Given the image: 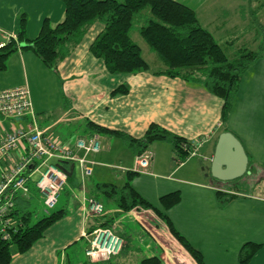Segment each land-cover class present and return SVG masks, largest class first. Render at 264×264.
I'll list each match as a JSON object with an SVG mask.
<instances>
[{"label":"crops","instance_id":"0c3cea01","mask_svg":"<svg viewBox=\"0 0 264 264\" xmlns=\"http://www.w3.org/2000/svg\"><path fill=\"white\" fill-rule=\"evenodd\" d=\"M175 1L194 10L200 25L214 38L224 40L225 46L231 42L234 49L246 47L256 51L258 47L263 48V43L260 45L259 42L261 39L264 42V33L260 34L257 29L258 25L263 24L255 15L253 16L252 11L258 8L260 2L262 8L264 0H247L248 20L243 12L246 11V3L239 2V6L236 7L234 2H231L234 0ZM35 8L38 12L33 14L32 10ZM21 15H25L27 20L26 37L32 40L37 36L44 19H47L53 27L63 20L64 6L60 0H0V45L16 37ZM102 30L101 23L91 24L70 54L58 63L56 73L46 68L31 50L17 51L8 58L5 70L0 72V91L27 85L37 126L44 137L54 141L65 139V135L70 133V123H73L72 125H75L81 134L76 141L81 138L87 139L85 124L90 121L108 130L122 132L134 139L142 138L148 126L156 124L192 145L199 144L194 150V155L189 156L187 162L179 164L173 157L170 144L153 143L149 148L153 154L152 160L148 170L142 174L146 177L151 176L152 172L158 174L160 171L171 174L175 170L178 172L188 167L192 161L189 160L190 158H200L198 163L202 164L201 171L206 172L204 178L211 179L210 181L217 184L215 188L221 193L219 195V198L222 197L221 204L230 206L233 204L231 202L237 201L236 203L241 205V214L237 217L240 222L239 229L230 234L227 231L218 232L217 236L224 240V237L233 234L231 240L237 242L236 248L238 246L240 248L246 242H264V233L260 232L264 224L262 218L264 198L255 195L256 192H263L264 188V56L261 55L242 76L226 123L227 131L241 142L248 157V174L233 181L221 182L211 177L209 168L218 136L223 133L220 119L222 101L210 95L200 85L187 83L179 78L153 75L150 71L109 74L102 60L94 58L89 51L90 45ZM36 78L41 83L43 80L45 83L53 81L56 83L57 95L61 101L51 107H57L56 109L60 111L59 116L54 117L48 106L38 102ZM120 85L128 88L127 94L110 96V93ZM73 120L78 121L77 125ZM28 125V115L15 114L9 117L0 115V142L5 133L15 129H25ZM105 136L118 139L106 134ZM59 142L72 150L75 149V143ZM28 151L26 141H22L7 158L0 161V180L9 174L11 168L26 156ZM74 152L79 157L83 155L82 151L74 150ZM101 153L100 146L98 153L89 154L86 159L93 162V166H102L106 163L103 161V156L99 158ZM130 153L134 158L133 153L131 151ZM173 161L178 165L172 164ZM194 166L196 165H192ZM124 168L129 169V167ZM28 172H30L27 182L28 193L25 196L28 201L27 206L31 208L32 200H37L43 205L42 196L36 188L38 179L32 180V174L36 171ZM93 172L94 169L92 175ZM195 173L191 171L187 174L194 177ZM122 174L124 176L125 173L122 171ZM137 180L132 179L133 189L166 216L177 233L191 243L186 230L180 227L173 214V209L177 205L165 211L156 207L159 205L160 195L171 191V187L158 184L145 186ZM75 182L79 183L77 176ZM97 183L101 182H84L83 188L77 189L81 193V198L69 193L71 196L68 195V199L60 207L65 213L64 217L49 227L44 236L27 252L23 254L17 253L16 250L12 252L9 264H139L141 260L153 256L159 258L160 264H197L171 235L164 220L152 209L135 208L129 212H121L115 202L102 195L100 199L94 196V186ZM191 183L196 185H191L195 188H211L210 183L204 180ZM161 187L163 190L160 189ZM245 187L248 192L234 191V188ZM227 194H234L238 198L224 201ZM83 196L95 197L103 204L104 213L99 220L89 215ZM105 199L108 204L104 203ZM240 216H244L247 220V225L243 229L240 228L244 226ZM104 222H108L107 228L121 239V248L116 255L92 262L85 254L88 239ZM91 229L94 230L89 233ZM82 240L85 243L84 255L87 261H68L66 250ZM249 264H264V262H249Z\"/></svg>","mask_w":264,"mask_h":264},{"label":"trees","instance_id":"16d2710c","mask_svg":"<svg viewBox=\"0 0 264 264\" xmlns=\"http://www.w3.org/2000/svg\"><path fill=\"white\" fill-rule=\"evenodd\" d=\"M60 1L64 6L63 20L53 27L44 19L37 36L32 40L26 37L25 15L20 16L16 37L10 38L0 47V72L5 70L6 62L11 55L19 50H31L46 68L56 73L58 63L70 54L89 26L99 22L103 25V30L90 45L89 51L94 58L102 60L109 74L150 71L153 75L179 78L187 83L200 85L210 95L222 101L220 113L222 132H227L226 123L242 76L260 58L261 52L246 47L234 49L231 42L227 46H221L213 35L200 25L194 10L175 0ZM146 8L149 9L151 18L138 28V33L150 51L155 54L159 63L157 70L152 69L144 60L140 48L130 39V31L136 19ZM257 29L260 34L264 33V27L258 25ZM226 49H230L231 52H227ZM127 92L128 88L120 85L110 93V96L125 95ZM85 125L87 138L92 136L99 138L102 134L117 137L134 157L149 150L150 145L155 142H165L170 144L180 164L189 157L188 150L192 146L187 140L156 124H150L140 139H134L119 131L108 130L90 121ZM55 164L66 172L67 182L74 177L75 165L71 169L73 163L63 161ZM124 173L125 179L121 186L112 183L95 184L94 196L102 195L115 202L121 212H129L135 208L152 209L164 220L171 235L192 259L197 264H204L200 252L177 233L169 219L133 189L130 183L138 174L129 170ZM28 174L30 172L26 171V175ZM71 183L72 187L77 189L81 187V183H76L74 178ZM234 189L235 192H241L240 188ZM27 193L16 192L13 195V208L4 217L8 220L9 237L4 239L0 233V264L11 262V246H14L19 254L27 252L44 236L49 227L65 215L63 210L50 212L32 224V213L25 199ZM216 194L219 196L221 193L217 191ZM236 198L238 196L234 194H227L224 201ZM180 200L179 192L175 191L160 196L158 202L160 208L165 211L177 205ZM102 215L97 217L98 220ZM107 225L108 222H104L98 228H107ZM93 230L91 229L89 233ZM262 247L264 242L244 243L238 251V264H249ZM139 264H160V260L153 256L141 260Z\"/></svg>","mask_w":264,"mask_h":264},{"label":"rangeland","instance_id":"374dc122","mask_svg":"<svg viewBox=\"0 0 264 264\" xmlns=\"http://www.w3.org/2000/svg\"><path fill=\"white\" fill-rule=\"evenodd\" d=\"M119 2H122L123 0H117ZM224 1V0H221ZM247 0H234L231 2H234V5L236 7L240 4L247 5L246 11L244 10V14L247 16L248 12V1ZM253 2V1H252ZM258 8L256 7V10L253 9V16L255 15L259 22H261L264 27V6L261 8V2L258 3ZM246 7V6H245ZM252 8V7H251ZM255 11V14H254ZM38 12L37 8L32 10V13ZM245 16V18H246ZM38 17V16H37ZM151 18V14L149 12V9L146 8L140 13V17L136 19V23L134 24V27L130 31V39L132 42H134L141 51L142 57L151 65V68L154 70L159 69V63L156 61L155 54L150 51L148 45L145 43V41L140 37L138 33V28L143 26L148 19ZM244 18V19H245ZM247 16V20H248ZM261 26V25H260ZM38 34V33H37ZM36 37V36H35ZM215 40L217 43H219L221 46L224 47L223 41H220L219 38L215 37ZM263 43V48L256 49V51L261 52V55L264 56V42L263 39L259 42L261 45ZM225 49V48H224ZM227 52H231L230 49H226ZM35 89L36 91V97L38 102H40L42 105L48 106L49 109L52 111L54 117L59 116L60 111H58L56 108H52V105H57L58 101L60 100V97L58 94V89L56 88V83L53 82H47L43 80L42 83L36 78L35 80ZM38 92V93H37ZM61 101V100H60ZM59 101V103H60ZM71 118V116H70ZM73 122H76L77 120H73ZM73 123L69 124L70 133H67L65 135V139L58 140V141H68L69 143H75L77 137H80L81 134H79V130L75 125H72ZM68 125V123H67ZM99 144L101 146V156H103L104 165L102 166H92V171L94 169L93 175L91 177H87L85 179V183L96 181L101 183H112L114 185L121 186L124 182V176L122 174V171L125 172L124 167H129L128 170H132L134 163V158H132V155L127 148L123 145V142L120 139L116 138H108L105 135H99ZM58 142L57 140H55ZM60 143V142H59ZM151 151V150H149ZM176 160L180 162V160L174 155L173 156ZM192 160L191 164L188 167H185L184 169L177 172V170L174 171V173H167L166 171H160V173L156 174L155 172H152L151 176H145L142 173H139L138 175L134 176V180L138 179L139 182H142L145 186H156L158 185H168L167 187H171V191L164 192L162 195L171 193V192H179L180 194V202L177 204V206L173 209V214L177 218V221L179 222V225L182 229L186 230V233L188 235L189 243L191 247H193L195 250L199 251L202 255L203 263L204 264H238V251L240 248H236V241L231 240L233 237L232 235H227V237H224V240L222 238H219L217 236L218 232L227 231L228 234L231 232H235V230L239 229V215L241 214V205L239 203H236L237 201L231 202L233 204L224 205L221 204L222 197L219 198V196L216 194L217 187L214 183V181H210L209 179H205L204 176L206 172H202V164H199L198 161L200 158H194L189 159ZM187 162L184 161L182 163ZM178 163V162H177ZM175 161L172 162V164H177ZM196 165L192 167V165ZM131 167V168H130ZM198 167V168H197ZM149 168V167H148ZM147 168V170H148ZM78 166L75 165V174L74 177L70 178L69 181L65 184L58 196V205L50 210V212L58 211L62 207V204L65 203V201L68 199V195L71 193L74 194L75 197L81 198L80 191L77 190V188L72 187L73 178L76 180V176L78 177V180L80 182V176L78 173ZM121 170V171H120ZM146 170V171H147ZM39 171L34 172L32 175V180L38 179ZM191 171H195L196 175L194 177L189 176L190 174H187ZM99 174V175H98ZM162 175V176H161ZM137 180V181H138ZM209 182L211 185V188H195L192 187L196 186L195 184H192L191 182L195 181H202ZM136 181V182H137ZM190 181V182H189ZM132 184V181L131 183ZM132 186V185H131ZM162 189V187L160 188ZM173 189V190H172ZM163 190V189H162ZM241 191H247V187L240 188ZM70 193V194H69ZM138 193V192H137ZM71 194V195H72ZM70 195V196H71ZM255 195H258V197L264 198V188L263 192L255 193ZM141 196V195H140ZM97 198H102V196L98 195ZM142 197V196H141ZM156 198V197H155ZM159 199V198H158ZM105 204H108L107 200H104ZM31 208L29 211L31 214V223H35L39 219H41L43 216H45L43 212V205L39 204L37 200H32L30 204ZM156 207L160 208L159 205ZM224 207V208H222ZM162 209V208H160ZM163 210V209H162ZM161 210V211H162ZM164 211V210H163ZM244 211V210H242ZM243 221L241 229L247 225V220L244 216H240ZM263 222H264V215H262ZM248 228H246L247 230ZM222 230V231H220ZM260 232L264 233V224L260 228ZM84 247L85 243L84 241H78L75 245L70 246L66 250L67 254V260L70 262H86L87 259L84 255ZM264 247H262L251 259L250 262H264ZM263 249V251H261ZM16 248L14 246H11V253L14 252ZM74 252L76 254L74 255ZM236 252V253H235Z\"/></svg>","mask_w":264,"mask_h":264},{"label":"built area","instance_id":"2783aa9c","mask_svg":"<svg viewBox=\"0 0 264 264\" xmlns=\"http://www.w3.org/2000/svg\"><path fill=\"white\" fill-rule=\"evenodd\" d=\"M3 46L0 45V47ZM15 114L29 116V125L25 129H15L5 133L0 142V161L7 158L8 154L16 149L22 141H26L29 151L15 164L8 175L0 180V233L4 239L9 237L7 228L8 220L4 217L13 208L12 197L16 192L27 193L29 166L32 171H39L36 181V188L43 199V213L49 214L57 203L58 196L67 183V174L56 166L55 163L69 162L77 165L81 187L84 181L92 175L93 162L86 159V156L100 151V144L97 136L78 139L74 148L70 149L54 140L44 137L43 132L38 128L36 116L32 110L30 92L27 85L16 86L0 91V115L9 117ZM199 144H193L189 150V156L194 155V150ZM185 148V145H183ZM74 150L82 151L79 157ZM153 154L146 150L134 157L132 170L134 173H144L150 165ZM128 171V170H126ZM87 211L91 216H101L104 213L100 201L92 197L83 196ZM122 241L115 236L110 229L100 228L92 232L88 239V247L85 250L86 256L92 262H98L103 258L116 255L121 248Z\"/></svg>","mask_w":264,"mask_h":264},{"label":"water","instance_id":"95a60500","mask_svg":"<svg viewBox=\"0 0 264 264\" xmlns=\"http://www.w3.org/2000/svg\"><path fill=\"white\" fill-rule=\"evenodd\" d=\"M247 168L248 157L241 142L228 131L221 133L209 168L211 177L221 182L233 181L246 176ZM29 170H32V165Z\"/></svg>","mask_w":264,"mask_h":264}]
</instances>
